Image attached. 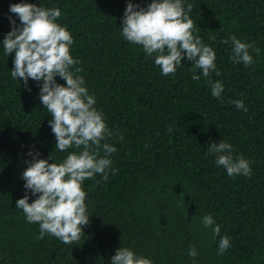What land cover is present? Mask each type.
Segmentation results:
<instances>
[{
  "label": "trees",
  "instance_id": "1",
  "mask_svg": "<svg viewBox=\"0 0 264 264\" xmlns=\"http://www.w3.org/2000/svg\"><path fill=\"white\" fill-rule=\"evenodd\" d=\"M129 2L146 8L152 0H0V264H111L120 247L152 264H264V0H183L186 12L193 6L187 13L193 35L216 53L220 76L213 73L212 80L223 82L220 98L212 96L208 78L192 79L187 57L175 75L163 76L155 54L146 58L142 46L123 38ZM17 3L60 9L56 23L71 33L70 54L112 131L102 144L117 149L109 157L115 175L82 182L89 224L71 245L48 234L37 240L39 224L15 207L26 193L29 151L57 164L76 151L56 150L42 82L29 79L25 86L11 76L15 52L6 56L3 40L12 30L9 17L20 24L9 11ZM231 35L260 49L250 50L253 65L230 59L232 42L224 41ZM222 140L233 146L234 158L250 161V178L229 177L216 165L208 144ZM28 196L29 203L36 199ZM209 214L220 236L204 227ZM225 235L231 246L217 255ZM192 246L195 258L188 255Z\"/></svg>",
  "mask_w": 264,
  "mask_h": 264
},
{
  "label": "clouds",
  "instance_id": "2",
  "mask_svg": "<svg viewBox=\"0 0 264 264\" xmlns=\"http://www.w3.org/2000/svg\"><path fill=\"white\" fill-rule=\"evenodd\" d=\"M9 11L20 20L17 25L9 17L12 30L3 40L4 54L9 56L15 52L11 76L14 80L22 79L25 86L29 79L42 82L39 95L44 108L52 116L48 124L57 141L56 150L76 149L60 164L39 158L38 151H29L32 160L22 174L26 193L16 201L15 207L23 211L29 224H39L37 240H43L48 234L71 245L80 240L82 226L89 224L82 182L94 180L97 174L107 181L109 171L115 175L109 157L117 149L108 143L102 144L112 136V131L107 128L102 112L94 107L95 97L89 95L84 86V77L79 75L83 69L77 66L80 61L70 54V46L74 43L71 33L56 23L61 16L60 9L17 3L11 4ZM192 11V4H188L185 11L183 0H152L146 8L129 2L120 25L121 35L126 41L142 46L146 58L155 54L154 64L163 76L175 75L182 59L187 57L192 62L189 69L192 79L199 81L201 75L208 78L212 96L220 98L224 92L223 82L212 80L213 73L220 76L215 63L216 53L203 44L198 35H193V21L187 14ZM229 40L232 42L230 59L234 63H243L245 67L255 63L250 50L259 54V48L235 35L229 36L224 43ZM198 70L199 75L196 74ZM57 76L66 81V86L56 82ZM232 103L237 109L247 111L243 100ZM168 131L171 133L172 129ZM119 138L123 140V136ZM232 147L222 140L218 144L209 143L208 152L215 155L216 165L222 166L229 177L243 175L250 178V161L242 155L234 158ZM29 191L36 197L32 203H29ZM202 222L204 227L212 228L214 237L220 236V225L215 224L210 214L205 215ZM230 246L229 237H221L217 255H223ZM188 255L191 258L198 255L195 246L190 247ZM111 264L152 262L137 256L129 248L120 247L111 257Z\"/></svg>",
  "mask_w": 264,
  "mask_h": 264
}]
</instances>
